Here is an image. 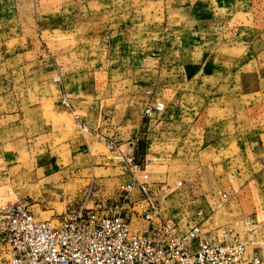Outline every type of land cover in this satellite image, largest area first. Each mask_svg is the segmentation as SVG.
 <instances>
[{
  "label": "rangeland",
  "instance_id": "1",
  "mask_svg": "<svg viewBox=\"0 0 264 264\" xmlns=\"http://www.w3.org/2000/svg\"><path fill=\"white\" fill-rule=\"evenodd\" d=\"M1 145L0 206L122 204L132 153L181 227L264 239V0H0Z\"/></svg>",
  "mask_w": 264,
  "mask_h": 264
},
{
  "label": "built area",
  "instance_id": "2",
  "mask_svg": "<svg viewBox=\"0 0 264 264\" xmlns=\"http://www.w3.org/2000/svg\"><path fill=\"white\" fill-rule=\"evenodd\" d=\"M123 159L134 180L123 187L124 203L104 211L69 210L57 219H39L28 202L0 206V243L8 248L0 264H264V239L255 229L212 235L200 222L181 227L163 210L155 184L134 155ZM134 188L140 193L135 200Z\"/></svg>",
  "mask_w": 264,
  "mask_h": 264
},
{
  "label": "crops",
  "instance_id": "3",
  "mask_svg": "<svg viewBox=\"0 0 264 264\" xmlns=\"http://www.w3.org/2000/svg\"><path fill=\"white\" fill-rule=\"evenodd\" d=\"M9 133L10 132H8V134ZM214 135H215L214 141H211L210 145H209L212 152H219L222 149H224L225 151L230 149V147L232 146V140H230V138L232 136L228 132H220V133L215 132ZM10 146H12V145H10ZM23 147H24V145H23ZM16 149H17L16 145H13L12 148H5V145L0 146V180L9 178L7 176V173H9L10 168H11L10 166H8V164L10 162V158H8L9 159V161H8L5 154L13 153L16 151ZM223 161H224L225 166L228 165L229 163L230 164L233 163L232 158L231 159L226 158ZM227 168H228V166H227ZM30 173L31 172H29V174ZM162 182H165V181H162ZM167 185H166V187H167ZM161 186H162L161 188L163 189L164 184H161Z\"/></svg>",
  "mask_w": 264,
  "mask_h": 264
}]
</instances>
